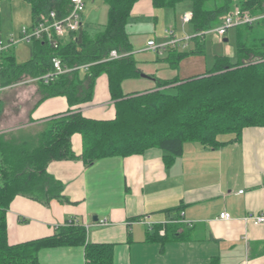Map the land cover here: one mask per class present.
I'll return each instance as SVG.
<instances>
[{"label":"trees","instance_id":"16d2710c","mask_svg":"<svg viewBox=\"0 0 264 264\" xmlns=\"http://www.w3.org/2000/svg\"><path fill=\"white\" fill-rule=\"evenodd\" d=\"M27 1L33 22L50 9L62 15L70 7L69 0ZM137 1L104 0L107 21L100 30L91 34L80 27L57 47L47 40H32L30 58L24 63H18L10 49L2 54L0 84L8 87L32 79L39 94L37 103L54 96H64L70 107L89 102L96 79L105 74L115 116L109 120L93 119L69 109L36 125L33 131L0 133V264H40L39 251L56 246H83L85 264H112V245L86 242L85 225L73 219L57 226L50 236L8 243L6 215L16 196L43 205L53 199L65 202L63 183L48 173L47 166L52 161L76 158L71 143L73 134L81 135L80 157L85 165L103 157L141 154L158 147L164 151L163 160L168 166L182 154L186 142L216 148L239 141L245 127L264 128V17L233 28L235 61L227 55H215L212 67L203 74L155 77L154 89L124 94L122 82L142 73L126 30ZM150 1L154 9H162L173 8L183 0ZM190 1V26L201 35L192 39V49H166L164 59L173 69L185 57L204 51V32L221 22L230 12L233 0ZM236 5L251 15L264 13V0H238ZM112 50L126 55L107 59ZM53 56L72 69L48 82L33 80L52 69ZM225 135L230 137L222 140ZM169 227L154 225L149 238L162 242L175 238L176 231ZM160 228H164V235H159Z\"/></svg>","mask_w":264,"mask_h":264},{"label":"crops","instance_id":"0c3cea01","mask_svg":"<svg viewBox=\"0 0 264 264\" xmlns=\"http://www.w3.org/2000/svg\"><path fill=\"white\" fill-rule=\"evenodd\" d=\"M7 1L10 9L11 3L22 4L24 18L17 16L21 10L15 8L12 15L17 20L4 23L1 10L3 38L14 33L18 35L23 25L33 24L27 0H0L1 9ZM191 8L190 0L162 9H154L150 0H138L131 9L126 30L131 20L136 23L152 21L151 33L156 35L159 32L156 26L162 20L161 38L165 40V27H173L177 32L180 16ZM237 8L236 5L230 12ZM186 26L193 33L190 24ZM207 35L204 51L185 57L179 64L195 57L196 68L190 74L159 77L156 72H149L144 77L132 78L141 83L139 89L131 92L124 91V80L123 93L152 90L156 86L155 77L187 78L205 73L208 69L199 59L204 55ZM129 38L132 53L135 48L137 52L147 51L146 45L139 46L131 34ZM151 38L156 39L151 35L147 39ZM193 47L194 41L193 44L188 42L186 48ZM10 50L16 59L14 45ZM27 83L4 87L0 93V133L33 131L36 125L69 109L93 119L109 120L115 116L105 74L96 79L91 101L71 107L64 96L48 97L37 103V89ZM20 88L29 89L22 93ZM71 143L76 158L52 161L47 166L48 173L63 183L65 202L53 199L43 205L16 196L6 215L9 244L50 236L57 226L73 219L85 225L86 242L112 245V264H207L213 259L217 264H264V222L254 225L245 220L246 216L264 207L263 127H245L239 141L216 148L186 142L182 154L168 166L163 160L164 151L158 147L148 148L141 154L103 157L85 165L80 157L81 135L73 134ZM172 208L179 209L168 211ZM223 211L229 214V219L219 218ZM144 218L154 225L169 224V228L176 231V237L163 242L150 239L154 225L148 228L141 221ZM158 233L164 235V228ZM178 234L181 236L177 237ZM38 260L40 264H85L84 247L42 248Z\"/></svg>","mask_w":264,"mask_h":264},{"label":"built area","instance_id":"2783aa9c","mask_svg":"<svg viewBox=\"0 0 264 264\" xmlns=\"http://www.w3.org/2000/svg\"><path fill=\"white\" fill-rule=\"evenodd\" d=\"M70 7L65 14H58L54 9L48 10L46 13H42L36 22H33L30 26H23L20 28L18 35L15 37L10 34L7 38H3L0 33V64L2 60V54L9 50L17 42H30L32 40H47L53 47H57L63 39L70 37L73 33L82 27V17L85 8V0H69ZM264 17V13L260 15H251L250 13L240 10L239 8L227 13L221 20V22L204 32V34L213 33L217 37H223L226 32L236 26L242 24H252L260 18ZM192 19V11H186L180 16V22L182 27L190 24ZM166 39L160 43L154 39L147 41V50L153 51L156 54H163L168 47H175L178 49H184L187 47L188 42L191 41L194 36L201 35L193 31L192 35L185 34L179 38L173 27L165 29ZM126 54H120L115 50L110 51L107 59H116ZM52 69L47 73L33 79L48 82L57 75L66 73L72 68H68L63 65L61 59L57 56L51 58ZM32 79L20 83L30 82ZM17 83V84H20ZM4 89V86L0 84V93ZM242 192V191H239ZM182 214V213H181ZM220 219H229L230 216L227 212L223 211L219 215ZM245 220L251 221L254 225H259L264 222V207L257 213H251L245 217ZM146 223L148 228H152L154 225L152 222L147 221L145 218L141 220ZM179 220H173L177 222ZM163 233V231H160Z\"/></svg>","mask_w":264,"mask_h":264},{"label":"rangeland","instance_id":"374dc122","mask_svg":"<svg viewBox=\"0 0 264 264\" xmlns=\"http://www.w3.org/2000/svg\"><path fill=\"white\" fill-rule=\"evenodd\" d=\"M188 1V0H183ZM238 0H233L231 3V10L234 9L236 6ZM2 3L0 2V5ZM25 4H27L25 2ZM179 4V3H178ZM5 7L1 9L2 11L1 16H5L4 23L9 24L10 21L13 19L14 21L17 20V17H14L12 15V12H15L14 9L18 8V10H21L20 13L17 15L19 18H24V9L23 5L20 3H11V9L10 4L7 1V4L4 5ZM107 21V6L104 3V0H85V8L83 11V17H82V23L83 28L88 30L91 34L94 32L100 30L104 24ZM29 22V17L28 21ZM23 24V23H21ZM27 24V23H26ZM138 24H140L138 26ZM182 24L178 25V31L176 34H179V38L183 37L185 34L192 35V31H190V28L188 26L181 27ZM25 26V25H23ZM22 26V27H23ZM152 21H139L136 23V21H130V24H128L127 32L131 34L135 38V42L139 46H145L147 47V39L150 35L155 38H151L156 40V42L160 43L163 41V36L161 38V31L163 29V21L161 20L160 23L157 24V31L159 29V32H157L156 35H154L152 32ZM142 28V29H141ZM161 28V29H160ZM166 29L169 27H165ZM15 37L17 33L13 34ZM224 38H227V41H223L222 37H218L219 39H214L213 34H208L206 36V45H205V52L202 57H200V61L203 65L206 66L207 69H210L213 64L214 56L215 54H224L227 55L232 61L236 60V50H235V30L233 28L229 29L226 34L223 36ZM68 40V39H67ZM189 43L193 44V40L189 41ZM33 43L30 42H17L14 44L15 47V53H16V60L18 63H24L29 58V50H31ZM191 45V44H190ZM136 50V48H135ZM134 50L135 59L139 62V66L142 68L143 72L142 74H147L149 72H156L159 77H168L171 75H187L190 74L189 72L191 70H194L196 68V64L193 63L195 57H189L190 62H182L181 65H179L178 68H175L176 70H171L172 68L169 67L168 62L165 61V57L167 56V53L164 52L161 55L156 54L153 51L146 50L147 51H140L137 52ZM202 59V60H201ZM188 70V71H187ZM32 83L33 88L37 89V86L34 82H28ZM27 83V84H28ZM141 82L134 79H127L123 83V89L125 92H131L132 90H137L138 85ZM29 86V85H28ZM27 87V86H26ZM30 87V86H29ZM16 88H19V86H16ZM25 88V87H24ZM20 88L21 92L24 93V90H28L29 88ZM227 136V135H225Z\"/></svg>","mask_w":264,"mask_h":264},{"label":"water","instance_id":"95a60500","mask_svg":"<svg viewBox=\"0 0 264 264\" xmlns=\"http://www.w3.org/2000/svg\"><path fill=\"white\" fill-rule=\"evenodd\" d=\"M223 41H227V38H223ZM141 76L144 77L145 75L141 73ZM96 219V217H95Z\"/></svg>","mask_w":264,"mask_h":264}]
</instances>
